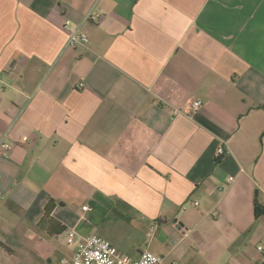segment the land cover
Here are the masks:
<instances>
[{
  "label": "crops",
  "instance_id": "crops-1",
  "mask_svg": "<svg viewBox=\"0 0 264 264\" xmlns=\"http://www.w3.org/2000/svg\"><path fill=\"white\" fill-rule=\"evenodd\" d=\"M3 138L0 264L70 258L72 229L106 239L93 210L155 227L168 262L254 264L264 0H0Z\"/></svg>",
  "mask_w": 264,
  "mask_h": 264
},
{
  "label": "built area",
  "instance_id": "built-area-1",
  "mask_svg": "<svg viewBox=\"0 0 264 264\" xmlns=\"http://www.w3.org/2000/svg\"><path fill=\"white\" fill-rule=\"evenodd\" d=\"M89 39L87 34L80 32L78 29L71 33L68 40L69 47L85 46ZM201 100H195L192 103L190 113L193 116L201 107ZM175 115L183 114L180 110L173 111ZM14 148L13 143L5 141V138L0 139V154L6 156ZM218 156H223L225 150L219 148L217 151ZM235 178L230 177L229 181L234 182ZM221 190H224L221 187ZM88 206H83V211H88ZM68 245H74V254L70 258H64L56 264H177L175 262H168L163 256L156 255L149 249L144 250L138 260H133L128 257L119 256L113 244L98 236L87 235L79 238L77 232L72 229L67 232ZM260 256L255 259L254 264H264V247L259 245L257 247Z\"/></svg>",
  "mask_w": 264,
  "mask_h": 264
},
{
  "label": "rangeland",
  "instance_id": "rangeland-1",
  "mask_svg": "<svg viewBox=\"0 0 264 264\" xmlns=\"http://www.w3.org/2000/svg\"><path fill=\"white\" fill-rule=\"evenodd\" d=\"M89 204H93L90 203ZM6 212V211H5ZM9 219L17 220L15 214L10 211L6 212ZM91 215H94L99 227L103 225V230L106 232L109 240L115 246V249L120 255H124L133 260H138L141 256L140 250H146L147 244L153 239L154 228L147 224H137L136 221L130 220L129 217L125 219L117 218V213H106L93 210ZM100 229H94V234L103 237V235L96 233ZM93 234V233H91ZM105 238V237H104Z\"/></svg>",
  "mask_w": 264,
  "mask_h": 264
},
{
  "label": "trees",
  "instance_id": "trees-1",
  "mask_svg": "<svg viewBox=\"0 0 264 264\" xmlns=\"http://www.w3.org/2000/svg\"><path fill=\"white\" fill-rule=\"evenodd\" d=\"M55 209V201L52 200L45 208V215L42 219V223L46 222H53V219L51 217L53 210ZM255 214L257 216L264 215V207L259 204L257 200H255ZM64 231V228L62 232Z\"/></svg>",
  "mask_w": 264,
  "mask_h": 264
}]
</instances>
